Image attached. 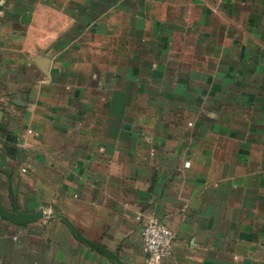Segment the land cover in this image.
I'll return each instance as SVG.
<instances>
[{"label": "crops", "instance_id": "obj_1", "mask_svg": "<svg viewBox=\"0 0 264 264\" xmlns=\"http://www.w3.org/2000/svg\"><path fill=\"white\" fill-rule=\"evenodd\" d=\"M0 207V264H264V0H0Z\"/></svg>", "mask_w": 264, "mask_h": 264}, {"label": "built area", "instance_id": "obj_2", "mask_svg": "<svg viewBox=\"0 0 264 264\" xmlns=\"http://www.w3.org/2000/svg\"><path fill=\"white\" fill-rule=\"evenodd\" d=\"M22 172L25 170L22 169ZM141 236L146 264H160L163 259L172 255L173 235L162 223L153 219L145 221Z\"/></svg>", "mask_w": 264, "mask_h": 264}, {"label": "water", "instance_id": "obj_3", "mask_svg": "<svg viewBox=\"0 0 264 264\" xmlns=\"http://www.w3.org/2000/svg\"><path fill=\"white\" fill-rule=\"evenodd\" d=\"M128 126H126L127 128ZM0 213L6 218L8 219L9 221L13 222V223H16V224H27V223H33V222H36V221H39L41 219H44L48 216H54V215H48V214H45L43 212H38V213H34V214H13V213H10L6 210H4L2 207H0ZM63 219V218H62ZM69 226L70 223L63 219ZM80 240L82 241H86L88 244H90L91 246H93L94 248L96 249H100L98 248V246H96L95 244L85 240L82 236H78Z\"/></svg>", "mask_w": 264, "mask_h": 264}]
</instances>
